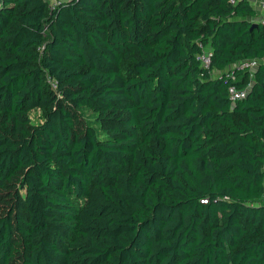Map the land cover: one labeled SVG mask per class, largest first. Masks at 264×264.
I'll list each match as a JSON object with an SVG mask.
<instances>
[{
    "label": "trees",
    "instance_id": "trees-1",
    "mask_svg": "<svg viewBox=\"0 0 264 264\" xmlns=\"http://www.w3.org/2000/svg\"><path fill=\"white\" fill-rule=\"evenodd\" d=\"M257 19L247 0H0V264H264Z\"/></svg>",
    "mask_w": 264,
    "mask_h": 264
},
{
    "label": "built area",
    "instance_id": "built-area-1",
    "mask_svg": "<svg viewBox=\"0 0 264 264\" xmlns=\"http://www.w3.org/2000/svg\"><path fill=\"white\" fill-rule=\"evenodd\" d=\"M46 1L48 2V5L51 8H53L54 6H57L60 2L66 1V0H46ZM230 3L235 4V0H230ZM257 13H258V21L264 24V0H260ZM197 60L199 61L202 68L209 69L211 66V52L209 50H203V52L197 56ZM246 62H249V61H246ZM250 63H256V62H250ZM233 68L225 72V75L228 79L231 80V82L235 83L236 78L234 77L233 72H232ZM248 89H249V86L241 90L237 89L234 85L230 86L228 89V92L231 97V100L236 101V100L245 98Z\"/></svg>",
    "mask_w": 264,
    "mask_h": 264
},
{
    "label": "rangeland",
    "instance_id": "rangeland-1",
    "mask_svg": "<svg viewBox=\"0 0 264 264\" xmlns=\"http://www.w3.org/2000/svg\"><path fill=\"white\" fill-rule=\"evenodd\" d=\"M259 64V61L256 62V63H250V62H242V63H239L238 65H236L237 67H241V68H249V71H250V75H252L251 73H253V71L257 68ZM233 68V67H230V69ZM228 69V70H230ZM227 70V71H228ZM226 71V72H227ZM219 75V73H214L213 74V77H217ZM29 120L31 123L33 124H41L42 122V115H41V112L40 110L38 109H34L32 111L29 112Z\"/></svg>",
    "mask_w": 264,
    "mask_h": 264
},
{
    "label": "crops",
    "instance_id": "crops-1",
    "mask_svg": "<svg viewBox=\"0 0 264 264\" xmlns=\"http://www.w3.org/2000/svg\"><path fill=\"white\" fill-rule=\"evenodd\" d=\"M250 5L258 12L259 2L260 0H247ZM258 20V19H257Z\"/></svg>",
    "mask_w": 264,
    "mask_h": 264
}]
</instances>
